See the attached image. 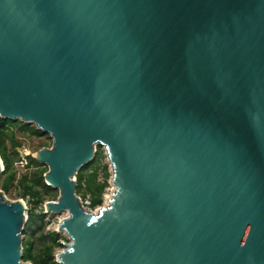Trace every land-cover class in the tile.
<instances>
[{
    "label": "water",
    "instance_id": "95a60500",
    "mask_svg": "<svg viewBox=\"0 0 264 264\" xmlns=\"http://www.w3.org/2000/svg\"><path fill=\"white\" fill-rule=\"evenodd\" d=\"M0 119L53 139L57 264H264V0H0ZM26 211L0 192V264H29Z\"/></svg>",
    "mask_w": 264,
    "mask_h": 264
},
{
    "label": "trees",
    "instance_id": "16d2710c",
    "mask_svg": "<svg viewBox=\"0 0 264 264\" xmlns=\"http://www.w3.org/2000/svg\"><path fill=\"white\" fill-rule=\"evenodd\" d=\"M21 125L23 129L30 131L32 134L40 135L35 126L26 125L22 122H11L0 119V157L4 164L5 172L0 177V190L8 195L11 189L15 186L22 189L23 199L32 201L36 208L43 207L44 198L43 192L48 193L52 188L45 183L43 170H36L32 174L25 173L18 179V171L16 164L20 162L17 149L20 148V143L16 140L14 128ZM101 147L97 150L94 160L83 167L78 175L76 193L81 194L84 199L89 198L90 209H95L103 204V197L106 189L109 187L110 173L107 165L104 166L102 180L98 181L97 166L103 160ZM29 163H37L32 157H28ZM40 215L31 214L26 227L25 238L23 240V256L22 261L30 264H57V250L63 248V236L55 231H46L44 224H37L34 229V224L43 217Z\"/></svg>",
    "mask_w": 264,
    "mask_h": 264
},
{
    "label": "rangeland",
    "instance_id": "374dc122",
    "mask_svg": "<svg viewBox=\"0 0 264 264\" xmlns=\"http://www.w3.org/2000/svg\"><path fill=\"white\" fill-rule=\"evenodd\" d=\"M31 126H34V125H31ZM14 131L16 134V140L20 143V148L17 149L18 156L20 158V162H18L16 164V170L19 173L18 179L21 177V175H23L25 173L32 174L36 170H43L44 172L47 173L49 171V168L47 165L40 164V163L39 164H37V163H31L30 164L28 157L35 156L43 148L51 149L53 146V139L51 138V136L49 134H45V133H42L40 135L32 134V133H30V131L23 129L21 127V125H17L14 128ZM98 149H99V146L97 147V150ZM101 151L103 153L104 158L101 161V163L98 164V166H97V168H98L97 169L98 181L102 180V174H103V169H104L105 165H107L109 173L111 175L110 180H109V187L106 189L105 195L103 197V204L100 207H97L95 209H90L89 204H88L89 198L87 197L86 199H84L81 194H77V196L80 199V203L82 204L84 209L87 212H91V213H94L97 215L99 214L100 209L107 206V204H106L107 197H112L113 194L115 193V187L111 181L112 169H111V166L109 164L107 152H106L105 148H103V147H101ZM1 191L2 190H0V192ZM22 193H23V190L17 188L16 184H15V186L11 189V191L8 195H6L4 193V197H5V200L10 202V203L17 202V201H23L26 204L27 216H28L27 222H28L31 214H35V215H40L41 213L44 214V216L40 217V220L34 224V229H35L37 224H44L46 226V231H55L57 233H60L63 236V238H64V241H62L63 248H60L57 250V254H58L61 250L64 249V244L70 243V240H69L67 234L59 231L60 223L63 220L68 218L69 213L63 212V213L56 214V215L46 214L45 209H44V205L50 201H54V202L57 201V199L60 195L59 191L56 189H52L48 193L43 192L44 204H43V207H39V208H36L33 205L32 201H30L29 199H23ZM23 238H25L24 234H23Z\"/></svg>",
    "mask_w": 264,
    "mask_h": 264
},
{
    "label": "bare ground",
    "instance_id": "6f19581e",
    "mask_svg": "<svg viewBox=\"0 0 264 264\" xmlns=\"http://www.w3.org/2000/svg\"><path fill=\"white\" fill-rule=\"evenodd\" d=\"M111 199H112V197H107V199H106V204H107V206L109 205V202H110ZM24 205L26 206L25 203H24ZM107 206H105V207H107Z\"/></svg>",
    "mask_w": 264,
    "mask_h": 264
},
{
    "label": "built area",
    "instance_id": "2783aa9c",
    "mask_svg": "<svg viewBox=\"0 0 264 264\" xmlns=\"http://www.w3.org/2000/svg\"><path fill=\"white\" fill-rule=\"evenodd\" d=\"M88 204H90V203H88ZM25 217H26V219H28V216H27V211H26V213H25Z\"/></svg>",
    "mask_w": 264,
    "mask_h": 264
}]
</instances>
